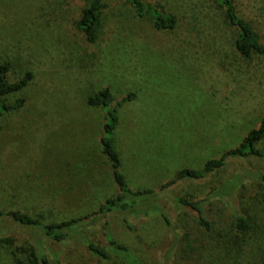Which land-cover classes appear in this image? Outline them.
Masks as SVG:
<instances>
[{
	"label": "rangeland",
	"instance_id": "1",
	"mask_svg": "<svg viewBox=\"0 0 264 264\" xmlns=\"http://www.w3.org/2000/svg\"><path fill=\"white\" fill-rule=\"evenodd\" d=\"M154 1L177 16L175 28L152 29L148 19L136 18L120 0L101 10L100 33L88 43L75 26L87 0H0L6 79L31 75L5 99L21 98L22 105L0 116V207L59 221L94 212L116 192L97 145L102 113L86 103L103 88L115 99L131 95L118 114L122 170L131 187L155 191L154 202L177 232L179 214L194 212L173 196L208 197L204 206L215 223L209 240L228 227L229 206L236 207L239 198L250 210L263 207L264 186L254 177L264 173V157L230 158L204 179L181 180L158 191L175 170L200 167L257 126L264 115V53L236 54L232 28L214 33V26L206 35L191 15L189 0ZM262 3L258 0V7ZM259 146L264 151V138ZM234 177L244 188L225 189ZM116 218L111 214L105 225L93 214L83 230L107 249L105 235L117 236L144 264L178 262L169 228L158 216L134 214L132 230ZM39 236L0 218V237L7 238L0 242V264H31L21 247L35 237L55 259L50 264H93L75 237L58 245ZM201 251H191L187 260L185 252L183 264H218L214 254Z\"/></svg>",
	"mask_w": 264,
	"mask_h": 264
},
{
	"label": "trees",
	"instance_id": "2",
	"mask_svg": "<svg viewBox=\"0 0 264 264\" xmlns=\"http://www.w3.org/2000/svg\"><path fill=\"white\" fill-rule=\"evenodd\" d=\"M118 1L120 0H87L75 26L88 43H94L100 33L101 10ZM121 1L129 6L136 18L148 19L154 30H172L177 25V16L158 8L154 0ZM259 1L263 2L260 7L257 5L258 0H189L188 7L195 10L191 15L206 35L212 33L214 26L218 28L214 33H219L220 28L234 29L235 35L231 44L233 51L242 57H249L252 53L259 55L264 53V0ZM8 68V62H0V116L22 105L21 98L11 102L5 99L8 94L25 86L31 77L30 73L26 72L15 82H8L6 79ZM129 96L131 95L115 99L107 88H103L86 99V103L99 108L103 116L97 145L99 152L106 158L116 188L113 195L105 198L92 213L59 221H42L19 210L2 207H0V218H7L21 226L35 229L40 234V239L50 244H63L75 237L77 244L90 256L93 264H144L128 245L111 233L105 235L109 249L88 238L83 227L93 214L99 215L105 225H108V217L115 214L117 224L128 230H132L130 218L134 214L145 218L158 216L169 228L168 233L172 236L171 249H174L180 264H183L185 252L187 260L191 257V251L197 249L210 251L218 264H264V205L259 211L250 210L239 198L236 207L229 206L228 227L218 230L214 240H209L207 236L214 231L215 223L209 218L204 206L206 202L210 203L207 201L208 197L193 199L190 196H173V200L178 205L194 212L193 215H188L186 212L179 214L178 220L182 224L177 232L176 225L168 219V215L159 203L154 202V198L157 197L154 190L131 187L122 170V160L117 147L118 114L120 107ZM263 138L264 115L256 127L245 132L236 146L223 150L217 157L206 159L198 168L182 167L175 170L172 176L157 189L161 192L181 180L204 179L223 167L230 158L264 157V151L259 146ZM254 178L256 184L264 186L263 172H256ZM236 185H241L238 177L232 178L228 185L226 183L225 189ZM242 188L243 185L238 189ZM215 196L221 198L218 194ZM139 205L142 208H138ZM192 227L194 232L198 233L197 236L193 234ZM6 239L0 237V242ZM21 253L26 254L31 264H50V260L55 261L49 257L46 246L36 237L31 242L27 240L23 242ZM178 262L176 264H179Z\"/></svg>",
	"mask_w": 264,
	"mask_h": 264
}]
</instances>
